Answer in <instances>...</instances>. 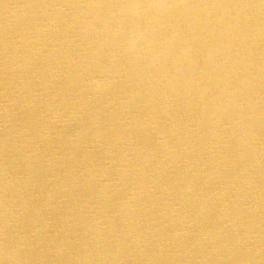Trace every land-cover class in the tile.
<instances>
[{"label":"bare ground","instance_id":"6f19581e","mask_svg":"<svg viewBox=\"0 0 264 264\" xmlns=\"http://www.w3.org/2000/svg\"><path fill=\"white\" fill-rule=\"evenodd\" d=\"M0 264H264V0H0Z\"/></svg>","mask_w":264,"mask_h":264}]
</instances>
